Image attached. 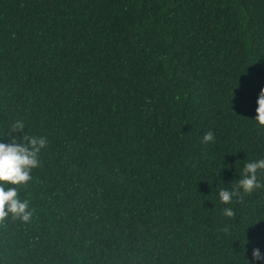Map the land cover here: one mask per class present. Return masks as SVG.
<instances>
[{
	"label": "trees",
	"instance_id": "16d2710c",
	"mask_svg": "<svg viewBox=\"0 0 264 264\" xmlns=\"http://www.w3.org/2000/svg\"><path fill=\"white\" fill-rule=\"evenodd\" d=\"M262 86L264 0H0V141L45 139L0 264H251Z\"/></svg>",
	"mask_w": 264,
	"mask_h": 264
},
{
	"label": "clouds",
	"instance_id": "9594fccd",
	"mask_svg": "<svg viewBox=\"0 0 264 264\" xmlns=\"http://www.w3.org/2000/svg\"><path fill=\"white\" fill-rule=\"evenodd\" d=\"M255 109L257 113L255 120L259 125H264V86L258 92ZM22 127L20 122L13 125V128ZM0 141V182H10L11 184L23 183L29 179V171L38 163L36 152L39 147H43L45 139L43 137H25V142ZM214 139L211 132H206L202 137V142L212 141ZM39 145V147H37ZM257 169H264V158L246 161L241 176L236 181L237 186L241 187L245 193H250L254 188H259L260 180L257 179ZM236 195V188H221L218 197L221 203L228 204L233 196ZM27 200H21L17 196L16 189L13 187L5 188L0 183V219L9 213L20 216L27 220L30 212L27 211ZM224 216L232 217L234 211L231 207L222 209ZM264 264V252L259 247L251 249V264Z\"/></svg>",
	"mask_w": 264,
	"mask_h": 264
}]
</instances>
